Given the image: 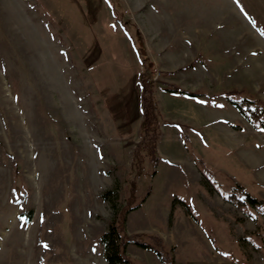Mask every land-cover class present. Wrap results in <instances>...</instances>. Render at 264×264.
Here are the masks:
<instances>
[{
  "label": "rangeland",
  "instance_id": "374dc122",
  "mask_svg": "<svg viewBox=\"0 0 264 264\" xmlns=\"http://www.w3.org/2000/svg\"><path fill=\"white\" fill-rule=\"evenodd\" d=\"M232 99L264 110V0H0V264H109L121 208L132 264H264Z\"/></svg>",
  "mask_w": 264,
  "mask_h": 264
},
{
  "label": "trees",
  "instance_id": "16d2710c",
  "mask_svg": "<svg viewBox=\"0 0 264 264\" xmlns=\"http://www.w3.org/2000/svg\"><path fill=\"white\" fill-rule=\"evenodd\" d=\"M144 88V91H148ZM182 92H186L182 90ZM142 104H144L145 112H146V121L152 122L153 116L151 114L152 106L151 102L148 99H145L144 95L140 97ZM232 103L239 109V111L251 122H256V120H261L262 113L264 110L258 104H256L253 100L248 99H232L230 100ZM149 103V105H145ZM114 194L115 191L108 190L104 193V197H109L111 194ZM117 195L113 196V200L115 201ZM115 205V204H113ZM134 208L128 209H116V214L112 220L109 222L108 229L101 236V244L103 246V252L109 264H132V260L129 258L127 254V247L131 242L125 235V225L127 221L126 214L130 213ZM33 211L31 210L26 214L27 221L32 219ZM142 246L146 249H150L151 247L147 244H142ZM159 255L161 253L157 251Z\"/></svg>",
  "mask_w": 264,
  "mask_h": 264
},
{
  "label": "built area",
  "instance_id": "2783aa9c",
  "mask_svg": "<svg viewBox=\"0 0 264 264\" xmlns=\"http://www.w3.org/2000/svg\"><path fill=\"white\" fill-rule=\"evenodd\" d=\"M158 74L159 72L148 73V75L144 76V78L146 79V83L151 84V82H153L154 79L157 80Z\"/></svg>",
  "mask_w": 264,
  "mask_h": 264
}]
</instances>
